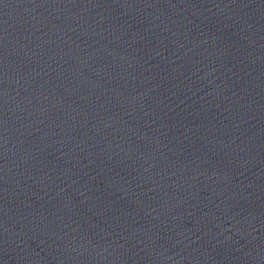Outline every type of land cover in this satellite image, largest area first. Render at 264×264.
<instances>
[{
  "label": "water",
  "instance_id": "obj_1",
  "mask_svg": "<svg viewBox=\"0 0 264 264\" xmlns=\"http://www.w3.org/2000/svg\"><path fill=\"white\" fill-rule=\"evenodd\" d=\"M0 264H264V0H0Z\"/></svg>",
  "mask_w": 264,
  "mask_h": 264
},
{
  "label": "snow or ice",
  "instance_id": "obj_2",
  "mask_svg": "<svg viewBox=\"0 0 264 264\" xmlns=\"http://www.w3.org/2000/svg\"><path fill=\"white\" fill-rule=\"evenodd\" d=\"M0 95H6V93H0Z\"/></svg>",
  "mask_w": 264,
  "mask_h": 264
}]
</instances>
